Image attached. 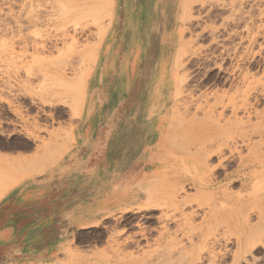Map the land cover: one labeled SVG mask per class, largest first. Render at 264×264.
Instances as JSON below:
<instances>
[{"label":"rangeland","instance_id":"374dc122","mask_svg":"<svg viewBox=\"0 0 264 264\" xmlns=\"http://www.w3.org/2000/svg\"><path fill=\"white\" fill-rule=\"evenodd\" d=\"M170 6L166 0H0V183L18 184L52 168L69 151L72 122L104 119L105 140L122 142L113 150L112 156L122 153L116 161L104 152V194L144 189L123 210L104 206L101 221L78 229L38 264H264V133L252 134L264 131V0H176L172 15L152 16ZM118 8L124 16L117 17ZM159 20L172 30L161 33L147 77L151 56L140 59L148 44L155 51ZM117 21L120 57L112 38ZM162 70L166 102L143 128L152 77ZM103 75L104 110L93 112L101 101L91 94ZM183 103L191 113L202 108L188 121L190 135L174 113ZM209 136L238 146L230 168L211 162L212 176L185 163L179 148L189 143L193 152ZM249 157L260 164L242 174L247 192L237 179L221 181V173L238 170ZM187 176L213 178L218 187L197 192L177 182Z\"/></svg>","mask_w":264,"mask_h":264},{"label":"crops","instance_id":"0c3cea01","mask_svg":"<svg viewBox=\"0 0 264 264\" xmlns=\"http://www.w3.org/2000/svg\"><path fill=\"white\" fill-rule=\"evenodd\" d=\"M174 1L166 0V4L173 7ZM172 7H165L164 11L160 8L152 16H160L163 20L162 17L165 19L173 14ZM118 11L117 17L124 16L123 8H118ZM160 20L153 28L158 33L155 51H151L148 44L147 52L140 59L148 60L151 56L153 66L147 77L153 73L161 33L172 30ZM121 31L118 22L112 38L119 48V57L124 44L120 43ZM103 95L104 75L96 83L91 99L98 101ZM100 101L94 105L93 112L104 110L102 99ZM72 124L69 151L56 165L41 174L22 179L18 184L0 183V264H38L57 254L60 242L74 238L78 229L104 218V152H110V159L116 161L122 153L112 156L113 150L122 142L105 140L104 127H108V123H104V119H80ZM28 143L24 140L21 144L25 147ZM39 152L40 149L37 150ZM24 153L30 155L33 151ZM137 163L142 164L140 161ZM95 177H100L97 183ZM117 183L122 185L120 181Z\"/></svg>","mask_w":264,"mask_h":264},{"label":"bare ground","instance_id":"6f19581e","mask_svg":"<svg viewBox=\"0 0 264 264\" xmlns=\"http://www.w3.org/2000/svg\"><path fill=\"white\" fill-rule=\"evenodd\" d=\"M184 7H186V6L182 7L183 11L185 13L186 8L184 10ZM182 8H181V11H182ZM180 14H181V12H180ZM182 14H183V12H182ZM163 75H164V72L162 70L161 73L156 72L152 77L151 87H150V90H149L148 95L146 97V105H145L143 113L141 114L140 123H142L141 125L143 128L146 127L148 120H150L152 118V116H154L155 114L160 113L163 106L165 105L166 100H164V98H163L164 96L162 94L163 93L162 81H159V79ZM181 79H182V77L178 80L181 81ZM255 100H256V98H255ZM179 101H181V100H179ZM185 101L186 100H184V103H185ZM256 102H257V100H256ZM184 103H183V105H184ZM186 103H187V101H186ZM183 105H182V107H184L183 111H181L179 114H178V112L177 113L174 112V113L177 115V118L179 120L186 123L185 128L188 129V134L190 135V130H189L190 126L188 124V121L196 118L197 114L200 111L202 112V108L199 105H196L194 112L191 113V112H189V107L185 106V105L183 106ZM174 110H175V108H174ZM244 112L247 113L248 115L250 114L248 109H244ZM211 114L213 115L212 112H211ZM211 114L209 116H211ZM233 114L235 116L236 113H233ZM186 117H188V118H186ZM262 118H263V116H262ZM210 119H212V118H210ZM247 119H249L248 116H247ZM262 121H263V119H262ZM167 126H168V124H167ZM258 128H260V127H258ZM263 128H264V126H263ZM197 129L199 130V132L202 133V129L200 126H197ZM197 129H196V131H198ZM260 129H262V128H260ZM163 130H164V136H165V133L167 130L166 129H163ZM259 130L256 131V129H255L256 132L252 130V134H255V135L259 134L258 136H259V138H261L264 131L262 129L261 130L262 132L261 131L259 132ZM169 133H170V131H169ZM212 138H216V137L215 136H209L206 139H203V140L193 144V152H190V150L188 148L190 145L189 143L179 144V146H180L179 148H180L181 152L184 153V155L186 157V158H184V162L187 163L188 165L196 164L198 167L200 166L201 169H203V171L205 173H208L210 176L216 175L214 170L210 171V169H209L211 162L215 159V161H217V163H218V168H220L222 170L230 168L231 167L230 162L232 161L234 154L236 153L235 151L238 148V146H235L233 144V142H231V141L219 143L216 139H212ZM242 138L245 139L244 136ZM249 145L250 144H247L246 146H249ZM226 152H228L227 156H225ZM259 164H260V162L258 161V159H255V158H250V157L249 158H241L239 163L235 165L239 169L238 170H231L229 172L225 171V172L221 173V176H222L221 181L226 182L228 184V183H235V180L237 179L238 182H241L240 183L241 190L244 192H247V184L242 182L243 177H244V176H242V174L244 175L245 171H247V170L250 171L251 169L256 168L257 166H259ZM194 177L195 176H193L191 178H189V176L181 177V178H178L177 182L180 183L181 185L188 183V184L192 185L197 192H202V193L208 191L209 189H215L218 187V184L214 183L212 181L213 178L208 183H206L201 178L196 179L197 176L195 178ZM181 189H182V187H181ZM141 190L143 192L144 189L142 187H140V188H134L130 191H123V190H118L117 192L110 191L109 193L104 194V206L111 207L112 208L111 210H123V209L129 207L130 205L134 204V201H135V199L137 200V198L139 197ZM144 193L145 194L148 193L146 198H145V199H148V197L150 195V190L146 189L144 191ZM145 194L142 195L141 197H144ZM183 199L185 200V198H183ZM187 199L188 198H186V200ZM186 200L182 201V202H186Z\"/></svg>","mask_w":264,"mask_h":264}]
</instances>
